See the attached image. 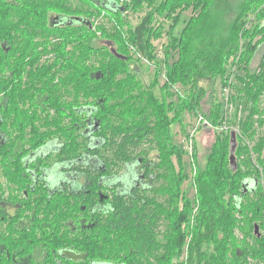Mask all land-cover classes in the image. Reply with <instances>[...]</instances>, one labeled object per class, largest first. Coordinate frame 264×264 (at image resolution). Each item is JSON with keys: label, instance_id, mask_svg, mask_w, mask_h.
Instances as JSON below:
<instances>
[{"label": "trees", "instance_id": "trees-1", "mask_svg": "<svg viewBox=\"0 0 264 264\" xmlns=\"http://www.w3.org/2000/svg\"><path fill=\"white\" fill-rule=\"evenodd\" d=\"M81 1L97 13L106 12L110 19L124 22L128 3L120 0L114 1L124 8L123 12L107 8L109 0H0V94L7 120L3 131L9 133L4 128L6 122L22 130L9 141L19 140V160L25 153L24 145L28 146L25 150L36 149L58 135L63 139L62 154L72 165H84L92 158L99 166L138 163L140 159L141 165L148 164L158 173L152 196L116 198L114 214L109 209L107 223L99 221L98 240L94 233L84 234L80 250L89 258L103 259L112 254L116 261L126 264H169L184 247L186 232L181 220L185 214L188 220L191 208H197L187 243V264H201L209 255L219 264H264V233L258 236L257 232V228L264 232V53L253 72L232 75L235 70L228 66L232 56L234 60L242 55L251 57L264 41V0H236L235 4L224 0L226 11L221 13L216 9L219 0H164L169 7L179 9L173 28L183 11L191 8V15L176 35L166 32L167 44L162 47L167 54L172 50L169 55L176 58L165 66V78L159 86L155 80L143 84L139 70L128 69L129 42L148 60L154 57L148 39L151 16L145 15L125 38L118 26L114 31L95 26L90 17L96 14L83 11ZM142 1L132 0L133 7ZM76 17L87 19L90 26ZM225 17L231 18L227 26ZM29 24L40 31V41L31 40L32 34L26 32ZM17 31L25 38L19 45L15 44ZM262 32L263 36L253 41ZM103 41H112L116 51L126 58L114 56ZM29 45L35 49L30 57ZM39 45L40 54L36 53ZM43 48H48L47 52H42ZM160 69L156 79L162 73ZM233 77L235 82L230 80ZM216 79L220 80L221 91L227 87L228 92L221 101L216 92L210 93L214 99L211 109L199 115L200 125L214 128L216 141L204 167H198L193 175L196 204L192 206L183 187L188 175L183 158L187 152L192 167L195 138L191 133L184 135L192 139L189 153L172 141L170 128L180 122L183 113H200L198 93L204 87L199 82L215 84ZM176 85L182 89L175 93ZM173 94L175 101L169 99ZM65 100L79 101L82 106L97 105L102 138L97 150L87 151V139L78 131V117H73L76 112L69 104L67 107ZM18 101H27L29 106L23 109ZM60 105L66 107L65 111ZM234 128L237 164L232 168L230 132ZM150 151H156L153 158L149 157ZM7 152L10 154L11 149ZM246 178L256 179L257 185L244 193L242 183ZM181 193L185 200L179 209ZM238 224L245 226L241 231L245 233V248L233 247L237 239L232 231ZM251 232L253 236L248 235ZM162 239L165 244L160 243ZM211 242L213 251L209 253Z\"/></svg>", "mask_w": 264, "mask_h": 264}, {"label": "flooded vegetation", "instance_id": "flooded-vegetation-1", "mask_svg": "<svg viewBox=\"0 0 264 264\" xmlns=\"http://www.w3.org/2000/svg\"><path fill=\"white\" fill-rule=\"evenodd\" d=\"M21 27H25V24H21ZM31 27V24L26 27V32L32 34L31 40L40 41V31ZM18 34L17 31L15 44L19 45L25 38ZM28 49L30 57L35 49H30V45ZM40 50L39 45L36 53L40 54ZM47 50L43 48L42 52ZM65 102L67 107L70 106L76 112L73 117H78V131L81 130L80 133L87 139V151L97 150L99 139H102L99 137L101 129L96 119L97 105L88 103L82 106L79 101ZM4 103L1 93L0 264H126L116 261L112 254L103 259L87 257L80 250L81 240L88 232L94 233L95 240H98L99 221L107 223L109 213L113 211L111 215L114 214L116 198L126 199L143 194L152 196L153 187L157 188L158 183L155 182L158 173L148 164L141 165L140 159L138 163L131 161L121 165L108 163L99 166L98 161L92 158L84 165H72L67 163L62 154L63 139L58 135H52V138L36 149L25 150L28 146L24 145L22 150L25 153L19 160V140L9 141L19 136L22 130L18 131L6 122L4 128L9 133L3 131V122L7 121L3 116ZM18 106L25 109L29 102L18 101ZM60 107L65 111L66 107ZM66 119L64 125L67 124ZM232 130L236 140V129ZM183 140L186 142L184 150L191 153L189 140L185 137ZM10 149L9 154L7 151ZM18 160L20 163H17ZM110 238H113V233ZM67 251L84 254V257L68 258Z\"/></svg>", "mask_w": 264, "mask_h": 264}, {"label": "rangeland", "instance_id": "rangeland-1", "mask_svg": "<svg viewBox=\"0 0 264 264\" xmlns=\"http://www.w3.org/2000/svg\"><path fill=\"white\" fill-rule=\"evenodd\" d=\"M232 1L233 4H235L236 0H229ZM73 3L76 2V0H72ZM121 2L128 3V7L126 9V12L124 13L123 23H119L116 20L110 19L105 13L99 12L97 13V10L93 6H89L86 3L81 1V7L83 11H87L89 13H95L96 15L91 18L92 23L97 26H99L105 29H108L110 31H114L113 28L118 26V29L121 30L123 36L125 38H128L130 30L132 31L133 28L141 21V19L145 15L151 16V31L148 34V39L150 43V50L152 52V55L154 57L150 58L149 60L145 58L140 52L137 51V47L133 43H128V54L130 55V58L128 59V69L130 72H133L134 68L139 70L140 73V79L143 84L147 85L151 83L152 81H157V86L161 85L164 81L165 75H163V72L165 71V66L167 64H172L174 56L176 58V55H172L173 51L170 50L169 54L166 53L165 49L162 47L163 45L167 44L168 35L166 32L173 31V33L176 35L178 31L181 30V28L184 26L185 21H187L191 15V8H188V10H185L181 13L180 19L176 23V27L173 28L175 17L177 16L179 9L176 10L174 8L169 7L167 3H164V0H151V2H147V0H143L141 3L137 5V7H133L132 0H120ZM190 3V0H189ZM224 0H219L217 3V11L218 12H225L226 9L223 8ZM94 15V14H93ZM110 16H113L112 14ZM230 17H225L224 25L227 26L229 24ZM258 20L256 19L254 23H257ZM261 36H263V32L260 34H257L253 41H257ZM264 53V41L258 46L255 53L251 57L242 55L241 58H236L234 60V56L230 58V62L228 64L229 67H231V70H235V72H232V75L240 74L243 72L251 71L253 72L255 69H257V65L261 59V56ZM177 54V53H175ZM99 58V56H98ZM157 59V61H156ZM234 63H233V62ZM232 62V64H231ZM231 64V65H230ZM161 69H160V68ZM162 72L158 79L155 78V75L157 72ZM154 75V76H153ZM231 82L234 81L230 78ZM213 83V84H212ZM199 85H202L204 89L199 91L198 97H199V103H200V109L197 114V116L190 115L189 113H183L180 117V122H176L172 124L170 128V136L172 141L177 144L179 147L183 148L185 146L186 142H183L184 135L186 133H191L192 129L195 128L194 132V138H195V153L196 155L192 157L191 163L193 161L192 167L190 164V158L188 157V154L184 155L183 158V169L185 173H188L187 179L184 180L183 187L186 196L192 200V206L196 204L195 202V187L193 186V175L195 176L196 170L198 167L203 168L206 163L207 154L212 147V145L216 141V132H214V128L208 127L206 125L199 123V118L202 112L203 115L208 112V110L211 109V106L213 104V97L210 96V93L216 92L218 99L221 101V96H225V91H221V83L219 79H216V82L214 84L213 81L208 80H201L199 82ZM178 89H182L181 87H178V85L175 86L173 91H176ZM158 91V90H157ZM232 93V92H231ZM176 94H173L169 97L171 100H176ZM212 97V98H211ZM230 109L233 110V107L228 105ZM261 106L264 107V95L261 97ZM229 109V110H230ZM202 115V116H203ZM229 127L228 125H226ZM264 129V126H263ZM262 129V130H263ZM260 130V131H262ZM188 150V149H187ZM190 151V150H189ZM156 151H150L149 157H154ZM230 156V154H229ZM235 156V155H234ZM264 156V151H263ZM236 159V158H235ZM263 176V172L261 173V177ZM264 188V187H263ZM181 195L178 197V208L180 209L183 206L182 201L183 199ZM225 197L228 198V194H225ZM233 202V201H232ZM190 214L188 216L185 214V217L181 220L182 221V230L186 232V236L184 238V247L180 248V251H177V254L173 256L169 262V264H187V243L189 242V238L191 236L192 228L194 227V218L197 217V208H191L189 211ZM238 219L242 218V216H236ZM187 220V221H186ZM245 226L242 224H238L236 227L233 228L232 231V237L234 236L237 240L233 243V246L235 248L241 247L245 248L243 241L245 242V233L241 232L244 229ZM165 225L161 227L162 230H164ZM191 230V231H190ZM258 233L262 234L264 233L262 230L260 231L258 229ZM250 236H253V232L248 234ZM249 243L251 242L250 238L247 240ZM160 243L165 244L166 240L162 239ZM213 242L209 244V253L213 251L212 248ZM229 246V244H228ZM235 250V249H234ZM207 256L206 261H204L201 264H219L218 262L214 261L212 258H209ZM249 261L251 259L248 258Z\"/></svg>", "mask_w": 264, "mask_h": 264}, {"label": "water", "instance_id": "water-1", "mask_svg": "<svg viewBox=\"0 0 264 264\" xmlns=\"http://www.w3.org/2000/svg\"><path fill=\"white\" fill-rule=\"evenodd\" d=\"M107 8H111L114 10L118 8V9H120L121 12L124 11V8L122 6H120L114 0H109V2L107 3ZM75 19L82 22V23H88L90 26V22L87 19H84V18L82 19L80 17H76ZM103 43H105L109 46L110 51L113 53L114 56L121 58V59L126 58V56H123L116 51L112 41H103ZM235 142H236L235 141V133H234V131H231V147H230L229 162H230V165L232 168L236 167V161H235V156H234ZM256 185H257L256 179L246 178L242 183V190L244 193H246L247 191H253V190H255ZM66 255L68 258H73V259H78V258L84 257V254H74V253L69 252V251L66 252Z\"/></svg>", "mask_w": 264, "mask_h": 264}, {"label": "built area", "instance_id": "built-area-1", "mask_svg": "<svg viewBox=\"0 0 264 264\" xmlns=\"http://www.w3.org/2000/svg\"><path fill=\"white\" fill-rule=\"evenodd\" d=\"M224 91H225V94L227 95V92H228L227 87L224 89ZM201 120H202V118H201V116H200V118H199V122H200V123H201ZM200 123H199V124H200ZM194 132H195V128L192 129V132H191V138L194 136ZM189 149H190V152H191V151H192V139L189 140Z\"/></svg>", "mask_w": 264, "mask_h": 264}]
</instances>
